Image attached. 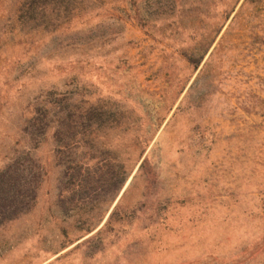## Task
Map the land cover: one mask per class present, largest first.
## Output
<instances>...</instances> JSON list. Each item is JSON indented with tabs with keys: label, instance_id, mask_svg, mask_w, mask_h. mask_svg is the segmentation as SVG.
<instances>
[{
	"label": "rangeland",
	"instance_id": "1",
	"mask_svg": "<svg viewBox=\"0 0 264 264\" xmlns=\"http://www.w3.org/2000/svg\"><path fill=\"white\" fill-rule=\"evenodd\" d=\"M3 205L0 264H264V0H0Z\"/></svg>",
	"mask_w": 264,
	"mask_h": 264
},
{
	"label": "trees",
	"instance_id": "2",
	"mask_svg": "<svg viewBox=\"0 0 264 264\" xmlns=\"http://www.w3.org/2000/svg\"><path fill=\"white\" fill-rule=\"evenodd\" d=\"M122 182H123V179H122ZM11 207L12 206H10V205H7V206L3 205L2 210H0L1 214H3L2 216L7 215L6 217H8V218L13 216L15 212H14V210L11 209Z\"/></svg>",
	"mask_w": 264,
	"mask_h": 264
}]
</instances>
